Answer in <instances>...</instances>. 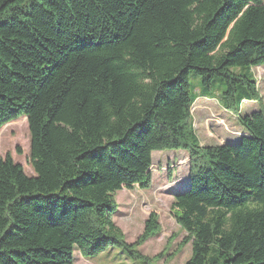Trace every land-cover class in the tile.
<instances>
[{"label":"trees","instance_id":"obj_1","mask_svg":"<svg viewBox=\"0 0 264 264\" xmlns=\"http://www.w3.org/2000/svg\"><path fill=\"white\" fill-rule=\"evenodd\" d=\"M264 0H0V128L25 117L34 175L0 157V264H73L124 242L112 193L151 185L184 150L174 217L184 264H264ZM235 67L236 70H231ZM190 70L202 77L195 93ZM243 135L201 146L190 120L213 77ZM154 214L136 243L156 234Z\"/></svg>","mask_w":264,"mask_h":264},{"label":"rangeland","instance_id":"obj_2","mask_svg":"<svg viewBox=\"0 0 264 264\" xmlns=\"http://www.w3.org/2000/svg\"><path fill=\"white\" fill-rule=\"evenodd\" d=\"M231 70H236L235 67ZM259 97L264 104V65L251 68ZM187 80L191 89L201 92L202 77L190 70ZM211 96H199L190 107V120L199 145H215L232 142L243 135L238 115L256 110L255 101H243L239 114L224 108L219 94L224 87L220 77H213ZM236 142V141H235ZM29 132L25 117L4 124L0 128V157L9 154L20 164L26 175H34L29 154ZM151 185L142 189L138 185L122 188L112 193L114 204L110 207L112 221L122 231L124 242L133 245L141 256L131 257L119 246L83 256L73 252V264H184L191 254V242L183 243L186 231L176 222L172 207L173 196L187 186L188 154L184 150H158L152 152ZM154 214L156 234L136 243L145 228V221Z\"/></svg>","mask_w":264,"mask_h":264},{"label":"crops","instance_id":"obj_3","mask_svg":"<svg viewBox=\"0 0 264 264\" xmlns=\"http://www.w3.org/2000/svg\"><path fill=\"white\" fill-rule=\"evenodd\" d=\"M251 111H253V110H251ZM251 111H250V112H251Z\"/></svg>","mask_w":264,"mask_h":264}]
</instances>
